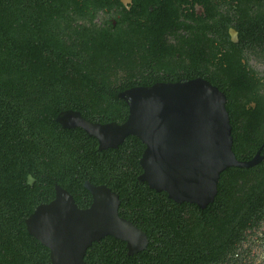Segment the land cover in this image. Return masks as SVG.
<instances>
[{
  "label": "trees",
  "instance_id": "16d2710c",
  "mask_svg": "<svg viewBox=\"0 0 264 264\" xmlns=\"http://www.w3.org/2000/svg\"><path fill=\"white\" fill-rule=\"evenodd\" d=\"M100 5L0 0V264H52L25 221L55 198L56 184L89 207L86 181L116 192L119 215L149 243L129 255L126 242L106 236L88 248L85 264H253L252 245L264 243V98L244 96L249 73L232 70L239 64L226 70L217 62L211 73L199 47L191 46L189 61L179 59L162 21L141 31L123 19L99 23ZM201 75L226 95L236 158L260 156L251 166L225 168L205 208L176 202L139 179L146 145L138 136L99 149L84 129L57 121L72 109L92 122L121 124L129 115L122 91ZM249 101L257 103L250 112Z\"/></svg>",
  "mask_w": 264,
  "mask_h": 264
},
{
  "label": "water",
  "instance_id": "95a60500",
  "mask_svg": "<svg viewBox=\"0 0 264 264\" xmlns=\"http://www.w3.org/2000/svg\"><path fill=\"white\" fill-rule=\"evenodd\" d=\"M119 97L129 107L124 123L92 122L72 109L60 112L57 121L84 129L98 140L99 149L117 148L128 135L138 136L146 145L139 179L176 202L205 208L225 168L251 166L260 159L259 153L250 161L236 158L226 96L203 78L136 86ZM84 185L92 195L89 207L80 208L56 184L55 198L38 205L25 221L29 234L49 248L51 263L85 264L88 248L106 236L126 242L129 255L146 249V232L119 215V195L104 184Z\"/></svg>",
  "mask_w": 264,
  "mask_h": 264
},
{
  "label": "flooded vegetation",
  "instance_id": "af4514ba",
  "mask_svg": "<svg viewBox=\"0 0 264 264\" xmlns=\"http://www.w3.org/2000/svg\"><path fill=\"white\" fill-rule=\"evenodd\" d=\"M93 1L101 3V10H95V21L99 23L108 18L117 25L123 19L126 27L136 24L141 31L162 21L166 25L164 40L180 50L179 59L189 61L191 46L199 47L204 50L201 65L209 67L211 73L216 71L217 62L222 61L226 70L230 69L229 63L239 64L238 69L232 70L249 73L248 78L243 79L245 85L242 87L251 90H244V96L264 98V0ZM227 54L234 58H227ZM194 78L205 79L203 75ZM246 106L250 112L257 103L249 101ZM251 261L264 264V243L258 241L252 245Z\"/></svg>",
  "mask_w": 264,
  "mask_h": 264
},
{
  "label": "rangeland",
  "instance_id": "374dc122",
  "mask_svg": "<svg viewBox=\"0 0 264 264\" xmlns=\"http://www.w3.org/2000/svg\"><path fill=\"white\" fill-rule=\"evenodd\" d=\"M262 260V259H261Z\"/></svg>",
  "mask_w": 264,
  "mask_h": 264
}]
</instances>
